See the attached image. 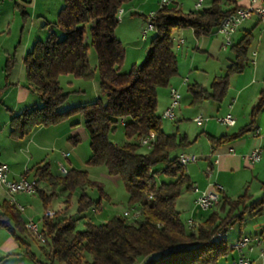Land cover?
<instances>
[{"label":"trees","instance_id":"trees-1","mask_svg":"<svg viewBox=\"0 0 264 264\" xmlns=\"http://www.w3.org/2000/svg\"><path fill=\"white\" fill-rule=\"evenodd\" d=\"M129 1L63 0L56 22L46 23L51 30L45 39L34 42L23 58L26 87L40 97L41 104L13 115L9 120V136L21 139L38 126L56 125L80 113L89 139L87 164L104 165L109 175L117 176L126 191L128 208L136 207L140 212L135 220L120 214L98 224L85 221L81 230L76 228L77 220L66 213L42 217L40 230L45 242L41 244L25 228L19 210L3 201L0 226L18 240L20 234L28 233L39 243L41 254L47 260H38L41 264H215L228 253V229L240 223L247 210L257 214L264 209V196L247 204L246 193L236 198L221 194L220 201L213 206L218 207L202 222L188 228L175 203L192 185L175 152L190 141L178 131L165 133L161 116L156 112L157 90L166 87L177 74L174 31L191 28L195 36L208 34L239 6L231 7L235 0H210L207 7L194 10L181 9L177 1L158 8L144 59L122 72L124 48L115 35V28L119 22L118 11ZM53 29L63 36L59 38ZM249 41V35L245 34L230 47L235 61L224 75L213 79L209 89L199 84L187 87L191 105L224 98L229 75L243 67ZM89 47L96 53L95 67L104 99L96 98L60 111L58 108L67 99L68 92L63 90L59 77L64 74L82 79L93 77L87 57ZM13 62V58L6 60V84ZM4 88H0V95ZM262 106L264 90L251 116ZM119 121L126 139L122 144L109 138ZM249 128L210 138L211 143L213 147L219 146ZM150 135H153L151 145L144 146L146 151H140L139 139ZM33 171L37 183L35 193L44 209L59 189L66 193L64 211L77 190V214L100 209L101 195L94 200L84 191L86 186L95 185L85 170L70 168L63 175H55L48 163H43L33 167ZM41 183L48 189L39 187ZM26 254L34 257L31 252Z\"/></svg>","mask_w":264,"mask_h":264},{"label":"crops","instance_id":"crops-1","mask_svg":"<svg viewBox=\"0 0 264 264\" xmlns=\"http://www.w3.org/2000/svg\"><path fill=\"white\" fill-rule=\"evenodd\" d=\"M158 1L142 0V5L148 4L149 9H153ZM195 1L193 0L190 10H194ZM209 3L210 0H200L202 7H207ZM62 4L63 0H0V88L5 87L0 95V161L8 164L10 178L19 177L25 168L30 169L29 176L33 177V167L43 163H48L50 168L49 149L68 148L70 144L78 146L80 138L77 131L71 127V123L38 126L21 139L9 136L10 118L33 105L41 104L40 97L26 87L23 58L34 42L45 39L51 30V26L46 23L56 22ZM177 4L183 9L182 0H177ZM247 4V0H235V4L231 7ZM259 5L264 6V0H259ZM120 11L123 13V9ZM128 11L124 9V13ZM141 17L145 21L146 17L144 15ZM135 18H138L137 15L131 17L125 15L122 22L133 21L136 31V27L141 28L143 24L142 21L134 20ZM177 34L179 36L176 37V41L175 38L173 39L177 74L166 87L157 90L156 112L161 116L162 130L165 133L178 131L190 141L187 147L178 149L175 153L197 156L196 161H188L184 164V172L192 188L184 190L177 198L178 205L186 213L185 219L181 220L185 222L191 219L193 224H197L218 207L217 205L208 210L198 208L194 200L200 191L211 189L216 185L220 186L219 201L221 194L236 198L246 193L249 196L247 204L264 196V106L254 117L251 116V110L257 103L261 91L264 90V30L256 15H251L237 26L232 34V45L245 34L250 37L242 69L229 75L227 91L221 101L207 99L197 105H191V94L187 87L199 84L209 89L213 79L224 75L228 66L235 61V54L230 48L232 45L227 49L221 47L222 38L215 29L201 36H195L191 28L177 31ZM177 51L180 53L181 61L177 59ZM9 58H13L14 62L6 84L4 67ZM171 87L179 91L180 100L178 106L174 107V118L168 119L172 125H168L162 119L164 118L162 112L169 105ZM226 114L234 118L233 125H224L216 120L217 117ZM199 115L203 117L201 124L193 120ZM246 126L250 127L249 130L226 143L213 147L210 138L236 134ZM83 137L87 139L88 134L85 133ZM255 147L261 149V156L259 161L252 163L248 159V154ZM62 152L64 151H61V156ZM69 157L70 154L66 160L71 164ZM70 168L74 167L69 165L68 169ZM38 186L48 189L42 183ZM16 195H13V198L23 205ZM6 200L8 196L1 194L0 205ZM8 203L13 205L10 201ZM25 212L26 210L20 212L24 222L27 218L35 220V214ZM41 219L36 220L39 225ZM86 219L91 221L90 217ZM245 224L251 227H245ZM235 225L237 231L230 238V242H228L229 233L226 236L227 255L215 264H231V260L238 257V253L229 249V246L240 234L264 233V209L257 214L247 210L241 222L233 226ZM20 236L21 239L18 240L6 228L0 226V264H41L39 261H47L44 255L43 260L42 257L37 258L30 249L27 238L31 240L33 238L28 233ZM260 247L254 245L252 251L245 250V256L251 260L250 264H264V254L261 255ZM26 251L33 253L34 257H30ZM39 252L41 253L40 249Z\"/></svg>","mask_w":264,"mask_h":264},{"label":"rangeland","instance_id":"rangeland-1","mask_svg":"<svg viewBox=\"0 0 264 264\" xmlns=\"http://www.w3.org/2000/svg\"><path fill=\"white\" fill-rule=\"evenodd\" d=\"M139 1L140 0H130L121 7V9H123V13L119 14V22L115 28V35L117 36L118 40L124 48V58L120 65V70L122 72L128 71L133 66V64H139L144 59L148 43L150 41V38L152 37V31H149L147 33L146 39H141V28L146 25V19L144 21L141 16L144 15L146 17L151 12H155L159 8L158 3L155 7H152L153 9H149L148 4L142 5V0L140 2ZM182 1L184 2L182 8L185 11L190 10L193 0ZM124 9L126 10V12L129 10L128 13H124ZM125 15H128V17H131V15H137L138 18H135L134 20L142 21L143 26L141 28L136 27L135 31V23L133 21L126 23L122 22ZM53 30L57 33L59 38L63 36V33L59 30ZM182 30L184 29H181V31ZM178 36L179 35L175 30V41L176 37ZM88 42L89 41L87 40V44ZM176 55L177 59L181 61L180 53L178 51L176 52ZM87 57L89 65L93 69L92 78L82 79L75 77L73 74H64L59 77V81L63 90L65 92H68L67 99L58 108L60 111L66 110L73 106H77L79 104L82 105L92 102L96 98L104 99L103 96L100 94L99 90V76L98 71L95 67L97 57L92 47L88 48ZM162 119H164L163 121H165L166 124H171L170 120L166 118ZM83 122L84 120L80 113L72 114L65 120L60 122V124L71 123V127L75 131H77V134L80 139L77 144L78 146L70 144V146L68 145V148L59 147L61 148L59 149L57 147H54L52 148V150H48L50 171L52 174L55 175H63L65 171L68 170L69 165L76 169L85 170L89 179L93 181L95 185L90 187L86 186L84 191L94 200L99 199L101 195L100 209L99 211L95 209H89L83 214H77L76 200L79 194L78 190L73 194L70 200V206L65 211L64 206L66 204L64 201L66 193L61 189L57 190L56 196L52 199L47 209H44L42 207L41 200L37 193L17 194V199L22 202V204L25 206L26 212L35 214V220L41 219L44 216L45 210H52L53 212H56V215H61L60 213L64 212L63 214L66 213L67 215H70L72 218L77 220L76 228L78 230H81L84 226V222L87 221V217L91 218V222L98 224L107 221L115 215H120L124 210L130 209L127 205V195L121 180L117 176L109 175L104 165L87 164L86 161L90 155V147L88 137L87 139H84L83 137L85 136V133H87ZM109 138L111 139V141L116 142L118 144H122L126 140L122 128V123L120 121L117 123L115 130L109 134ZM71 148H73V150ZM61 151L68 152L70 154V157L68 159L71 161V164L67 162L66 158L61 156ZM140 151H146V148L142 146L140 147ZM176 202V209H178V211L180 212V218L183 220L186 217V213L183 212L182 207L178 205V200ZM60 209H62L61 212H58ZM244 226H247L248 228L251 227L247 224H245ZM236 231L237 225L231 227L227 231V233H229L228 242H230V238L233 237V234ZM34 239L31 240L30 238H27V242L30 244V249L37 255V258L42 257L43 260L44 257L38 249V245L40 242L37 243V240L35 239V241Z\"/></svg>","mask_w":264,"mask_h":264},{"label":"built area","instance_id":"built-area-1","mask_svg":"<svg viewBox=\"0 0 264 264\" xmlns=\"http://www.w3.org/2000/svg\"><path fill=\"white\" fill-rule=\"evenodd\" d=\"M177 0H159L158 6H162V2H170L174 3ZM248 4L244 6L237 7L233 12L226 15L218 24L215 31L221 35V47L223 49H227L233 43L232 34L236 30L237 26L246 18L251 15H256L261 24L262 30H264V6L259 5V0H247ZM202 6H198V0L194 3V9H200ZM156 14L155 12H151L146 16V25L141 30V39H146V35L149 31H153V22L155 20ZM180 100V93L176 89L174 94H169V105L166 109H164L163 117L172 120L173 119V107H177ZM197 124H201L203 121L202 116H196ZM216 120L224 125H233L235 120L230 114H226L223 117H217ZM139 142H142V137L139 139ZM151 143H149V146ZM68 152H62V156L64 158L68 157ZM179 156H186L189 162H194L197 159V156L194 154H186L182 153ZM261 156V149L259 147H255L249 154L248 159L250 162L254 163L259 161ZM67 171V170H66ZM65 171V172H66ZM30 169L25 168L21 175L17 178H10V168L8 164L0 161V179L3 180L4 186L8 189V191L15 192L16 191H28V193L32 190H36L37 183L34 177H30ZM221 190L220 186H213V188L200 191L197 193L195 197V205L201 210L210 209V203H216V199H219V192ZM195 191L197 189L195 188ZM18 210L24 212L25 207L17 202ZM136 208V207H131ZM56 212L50 210V216H43L46 218H53ZM140 213V212H139ZM123 216H126L130 220L138 219L137 216H130L129 211L121 213ZM26 221L31 224V226H35L36 229L40 231L39 222L32 219L27 218ZM190 225L193 226V222L190 219ZM254 245L261 246L260 251L261 255L264 254V233L259 235H244L240 234L229 246V249L234 250L238 253V257L231 260V264H250L251 260L245 256L246 251H252Z\"/></svg>","mask_w":264,"mask_h":264},{"label":"bare ground","instance_id":"bare-ground-1","mask_svg":"<svg viewBox=\"0 0 264 264\" xmlns=\"http://www.w3.org/2000/svg\"><path fill=\"white\" fill-rule=\"evenodd\" d=\"M169 4H171V3L170 2H162V6H160V7L167 6ZM198 6H200V0H198ZM119 14H122V11H120V10L118 11V18H119ZM183 82H185V81H183ZM175 90H176L175 88L171 87L169 89V94H174ZM163 114H164V111L162 112V117H163ZM173 118H174V107H173ZM193 120L196 122V119H193ZM152 140H153V135H150L147 137H142V142H140V145L148 146ZM179 160H180V163L182 165H184L186 162H188V159H186V156H179ZM22 193L23 194H33V193H35V190H32L29 193H28V191H16V193L12 192V191H8L6 186H4L3 180L0 179V195L1 194L7 195L8 200L10 201V203H12L16 207V209H18V206H17L16 200L13 198V195L22 194ZM8 200H6V201H8ZM217 202H218V199H216V203H210V208H212L214 205H216ZM126 211H129V209L124 210L123 212H126ZM137 215H139V210L137 208H130V216H137ZM44 216H50V210H45ZM24 226L33 235V237L38 242H40V243L45 242V239H44L43 234L41 233V230L39 231V229H36L35 226H31V224L28 223L26 220H25ZM187 226H188V228H191L190 220L187 221Z\"/></svg>","mask_w":264,"mask_h":264}]
</instances>
